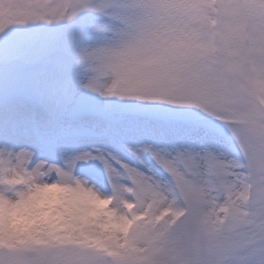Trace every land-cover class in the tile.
<instances>
[{"label": "snow or ice", "instance_id": "obj_1", "mask_svg": "<svg viewBox=\"0 0 264 264\" xmlns=\"http://www.w3.org/2000/svg\"><path fill=\"white\" fill-rule=\"evenodd\" d=\"M0 264H264V0H0Z\"/></svg>", "mask_w": 264, "mask_h": 264}]
</instances>
